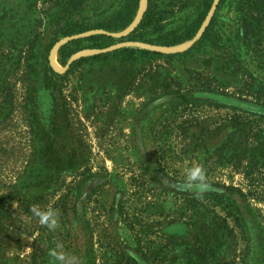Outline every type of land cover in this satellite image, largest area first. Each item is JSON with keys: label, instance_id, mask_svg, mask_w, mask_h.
<instances>
[{"label": "rangeland", "instance_id": "rangeland-1", "mask_svg": "<svg viewBox=\"0 0 264 264\" xmlns=\"http://www.w3.org/2000/svg\"><path fill=\"white\" fill-rule=\"evenodd\" d=\"M48 7V3L41 1L0 0V85L4 84L0 101L7 98L3 106L9 113L8 118L0 122V195L10 196L7 205L13 210L10 211L13 215L11 238L12 242L17 240L14 245L11 243L14 248L0 254V264H61L51 255L52 251H63L66 256L75 257L77 264H84L92 245L98 240L109 243L111 235L113 244L118 240L124 250L147 264L132 251L138 236L144 233L140 225L134 229L128 220L136 221L137 217L150 223L147 232L156 241L169 235L185 237L189 229L186 219H178L182 212L180 205L187 195L198 192L181 188L187 169L197 165L204 169L211 185L205 192L224 191L223 187L210 182L236 185L247 193L255 190L240 171L218 162L212 154L229 130L206 137V147L196 154L184 153V127L180 126L188 119H193L194 125H199L203 119L220 122L227 113L235 112L223 105L264 114V96L257 93V83L245 75L244 83L236 84L235 80L242 79V75H229L232 81L223 87L225 94L193 93L198 100L183 110L175 106L176 95L166 94L164 88L151 89V82L145 76L147 71L157 73L161 79L166 75L179 76L183 85L190 88L214 67L219 69L218 76L225 77L221 74L228 69L218 60L210 70L204 68L201 61L194 62L189 57H176L172 63L157 58L152 64L148 61L130 64L121 60L85 67L78 64L65 89L67 98L73 102L76 136L57 140L46 149L36 140L33 127L27 121L26 92L21 78L29 65L36 69L43 60L47 42H40V37L37 42L35 37L37 30L41 32L49 26ZM224 11L232 17L235 14L230 8L228 11L227 6ZM61 43L51 49L49 59L54 68L63 73L67 67L57 62L58 59H52V52L56 50L58 54ZM191 43L167 48L121 42L115 47L133 45L177 52ZM235 43L239 56L264 76V40L256 38L252 42ZM95 52L98 51L83 50L74 58ZM232 54H227L226 60L233 66ZM203 57L200 56V60ZM188 68L192 71L188 72ZM138 70L135 77L134 72ZM32 72V78H37ZM6 86L10 87L4 89ZM34 88V99L29 105L36 107L40 116H48L53 95L39 79ZM256 117L259 118H253ZM258 120L264 122L261 118ZM44 186V193H40ZM17 188L19 194L14 192ZM27 191L38 194L32 207L56 211L58 223L54 230L41 225L31 210L29 214L23 212L28 205L24 201L28 199ZM259 194L255 195L257 198L250 195L246 202L237 196L248 238L238 250L237 260L242 264H264V194L261 191ZM122 207L123 215L120 214ZM85 221H89L91 227H85ZM21 244L24 245L21 247ZM95 248L100 255L101 247L96 244ZM98 258L100 260V256Z\"/></svg>", "mask_w": 264, "mask_h": 264}, {"label": "trees", "instance_id": "trees-1", "mask_svg": "<svg viewBox=\"0 0 264 264\" xmlns=\"http://www.w3.org/2000/svg\"><path fill=\"white\" fill-rule=\"evenodd\" d=\"M33 1L49 4V26L47 30L41 32L37 30L35 37L36 40L40 37V42L47 44L43 48V60L39 66L32 69V64L29 65L21 81L26 92L24 112L27 121L33 127L36 140L43 143L46 149L57 140L73 139L76 136L73 102L67 98L65 89L71 81V73L78 64L85 67L96 63H111L115 60L130 64L148 61L152 64L157 58H164L168 63H172L176 57H189L194 62L201 61L202 66L210 70L218 60L223 68L228 69L221 74L225 77L218 76L219 69L214 67L211 73L195 81L193 79V86L190 88L183 85L179 76L170 78L166 75L161 79L157 73L150 71H147L145 76L151 82L149 84L151 89L164 88L166 94L176 95L178 100L174 103L177 109L180 107L186 110L187 107L193 106V102L198 100L193 96L196 92L225 94L223 87L232 81L228 76H235V73L242 75L243 78L240 80L237 78L234 83L243 84L244 76H250L257 83V93L264 96V76L250 68L239 56L238 44L235 43L252 42L256 38L260 41L264 40V0H147L142 17L136 25L119 36L117 33L126 31L134 24L142 0ZM226 6L228 11L229 8L234 11L233 17L225 13ZM60 42L63 43L58 48L57 59L61 65L67 67L63 73L56 70L49 59L51 49ZM121 42L146 43L167 48L187 42L193 43L182 51L164 52L133 45L115 47ZM229 42L234 43L229 44ZM83 50L98 52L74 58ZM230 53L235 57L233 66L226 60V55ZM200 56H204L202 60ZM187 70L191 72L192 68ZM32 71L37 74V78H32L34 75ZM134 73L136 77L139 70ZM38 79L53 95L48 116H40L39 110L29 105L34 99L32 93L36 90L34 87ZM213 84L215 86H212ZM3 86L4 84L0 85V93ZM9 87L6 86L4 89ZM6 101L7 98L0 101V122L5 121L9 115L5 112L7 108L3 106ZM223 106L235 112L227 113V117L220 122L203 119L199 125H194L193 119L183 121V125L180 126L184 127L183 151L199 154L201 148L206 147V137L209 135L214 137L218 132L229 130L226 139L214 149L212 154L216 155L218 162L229 164L240 171L255 190L247 193L236 185L210 182L212 185L223 187L224 191L195 192L187 195L188 198H184L180 205L182 212L178 218L186 219L185 223L189 231L185 237L169 235L162 236L160 241H156L147 232L150 223L137 217L136 221L129 219L128 223H131L134 229L140 225L141 232L144 233L138 236L132 251L138 253L147 264L243 263L237 260L238 250L248 238L237 196L246 202L250 195H254V198L255 195H260L259 191L264 194V122L258 120L260 118L264 120V114L240 110L236 106ZM254 116L259 118H253ZM44 187L41 188L40 193H44L46 186ZM14 192L19 194V188ZM26 194L28 199L24 201L28 205L25 206V211L20 209L24 213H28L38 199V194L29 191ZM9 201L8 194L0 195V254L3 255L15 247L11 243L13 245L17 243V240L12 242L10 228L13 215L10 211L13 210L7 205ZM160 212L162 215L165 213L163 208ZM120 214L123 215V207L120 209ZM84 224L85 227H91L89 221H85ZM110 234L113 232L111 231ZM111 237L113 241L114 238L112 235ZM111 241L110 244L99 240L94 243L86 253L84 264L108 262L142 264L134 253L124 250L125 247L121 246L118 240L116 244ZM96 244L101 247L100 255L95 250ZM23 245L21 244V247ZM91 251L92 255H90Z\"/></svg>", "mask_w": 264, "mask_h": 264}, {"label": "clouds", "instance_id": "clouds-1", "mask_svg": "<svg viewBox=\"0 0 264 264\" xmlns=\"http://www.w3.org/2000/svg\"><path fill=\"white\" fill-rule=\"evenodd\" d=\"M211 185L208 183L204 169L197 165L187 169L185 181L181 184L183 189H195L199 193L209 190ZM32 213L38 217L41 225H46L50 230L57 227V213L54 209L41 210L37 206H33ZM51 255L55 257L61 264H77L75 257H68L63 251H52Z\"/></svg>", "mask_w": 264, "mask_h": 264}, {"label": "bare ground", "instance_id": "bare-ground-1", "mask_svg": "<svg viewBox=\"0 0 264 264\" xmlns=\"http://www.w3.org/2000/svg\"><path fill=\"white\" fill-rule=\"evenodd\" d=\"M145 4H146V0H142V5H141V9H140V14H141V12L143 11V9L145 8ZM52 59L55 60V61H57V51H56V50H54V51L52 52ZM57 62H58V61H57Z\"/></svg>", "mask_w": 264, "mask_h": 264}, {"label": "water", "instance_id": "water-1", "mask_svg": "<svg viewBox=\"0 0 264 264\" xmlns=\"http://www.w3.org/2000/svg\"><path fill=\"white\" fill-rule=\"evenodd\" d=\"M141 4H142V2H141ZM146 4H147V0H146ZM146 4H145V7H146ZM141 8V7H140ZM144 10H145V8L143 9V11L141 12V14H140V10H139V13H138V16H137V18L136 19H138L136 22H134V24L131 26V29L136 25V23L139 21V19L142 17V14H143V12H144ZM193 43V42H192ZM191 43V44H192Z\"/></svg>", "mask_w": 264, "mask_h": 264}]
</instances>
